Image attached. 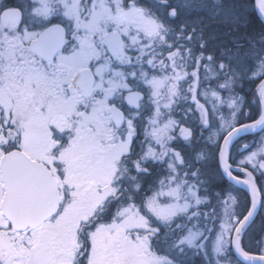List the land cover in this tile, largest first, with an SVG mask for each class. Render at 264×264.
<instances>
[{"label":"snow or ice","instance_id":"1","mask_svg":"<svg viewBox=\"0 0 264 264\" xmlns=\"http://www.w3.org/2000/svg\"><path fill=\"white\" fill-rule=\"evenodd\" d=\"M0 264H264V0H0Z\"/></svg>","mask_w":264,"mask_h":264},{"label":"flooded vegetation","instance_id":"2","mask_svg":"<svg viewBox=\"0 0 264 264\" xmlns=\"http://www.w3.org/2000/svg\"><path fill=\"white\" fill-rule=\"evenodd\" d=\"M258 224H259V219H257V224L254 225L253 227H254V228L257 227Z\"/></svg>","mask_w":264,"mask_h":264}]
</instances>
